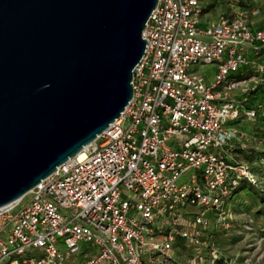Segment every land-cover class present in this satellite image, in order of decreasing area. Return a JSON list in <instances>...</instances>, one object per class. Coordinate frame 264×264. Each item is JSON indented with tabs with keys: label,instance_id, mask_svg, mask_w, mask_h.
Masks as SVG:
<instances>
[{
	"label": "built area",
	"instance_id": "built-area-1",
	"mask_svg": "<svg viewBox=\"0 0 264 264\" xmlns=\"http://www.w3.org/2000/svg\"><path fill=\"white\" fill-rule=\"evenodd\" d=\"M233 2L201 22V0L157 1L119 116L0 206V264H175L178 239L221 259L210 227L229 226L242 178L256 183L231 123L264 116L250 103L264 86V26ZM198 63L214 64L210 82Z\"/></svg>",
	"mask_w": 264,
	"mask_h": 264
},
{
	"label": "water",
	"instance_id": "water-1",
	"mask_svg": "<svg viewBox=\"0 0 264 264\" xmlns=\"http://www.w3.org/2000/svg\"><path fill=\"white\" fill-rule=\"evenodd\" d=\"M158 0H0V206L119 116Z\"/></svg>",
	"mask_w": 264,
	"mask_h": 264
},
{
	"label": "rangeland",
	"instance_id": "rangeland-1",
	"mask_svg": "<svg viewBox=\"0 0 264 264\" xmlns=\"http://www.w3.org/2000/svg\"><path fill=\"white\" fill-rule=\"evenodd\" d=\"M195 66L207 82L214 78L213 63ZM243 70L241 68L238 73ZM256 99L264 106V89L259 90ZM231 125L244 134L243 144H238L235 150L236 157L249 165L256 183H242V191L230 203L228 227L217 230L210 227L211 242L222 254L221 259L213 261L205 249L180 240L175 242L171 253L175 264H264V116L232 122ZM191 218L192 214H186L185 224Z\"/></svg>",
	"mask_w": 264,
	"mask_h": 264
},
{
	"label": "crops",
	"instance_id": "crops-1",
	"mask_svg": "<svg viewBox=\"0 0 264 264\" xmlns=\"http://www.w3.org/2000/svg\"><path fill=\"white\" fill-rule=\"evenodd\" d=\"M234 1V5L251 6L253 9L250 25L252 27L264 26V0H243V3H239V0ZM230 0H201L202 14L201 22L209 17H215L219 12L229 9ZM259 91L256 92V94ZM176 242H180L178 239Z\"/></svg>",
	"mask_w": 264,
	"mask_h": 264
},
{
	"label": "trees",
	"instance_id": "trees-1",
	"mask_svg": "<svg viewBox=\"0 0 264 264\" xmlns=\"http://www.w3.org/2000/svg\"><path fill=\"white\" fill-rule=\"evenodd\" d=\"M240 73H241V72H240ZM238 74H239V73H238ZM260 89H264V86H260L259 89H258V91H259ZM256 95H257V94H256ZM256 95H254V96H252V97L250 98V103H255V102L257 101V99H256ZM243 182H246V183H248V184H250V185H253L250 181L246 180L245 178H242V179L239 181V185H238V187H237V193L242 191V183H243ZM237 193H236V194H237Z\"/></svg>",
	"mask_w": 264,
	"mask_h": 264
}]
</instances>
